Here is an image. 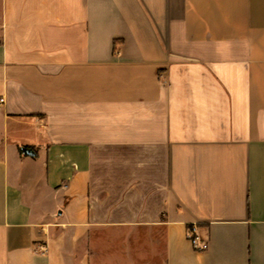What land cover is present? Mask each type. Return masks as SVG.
<instances>
[{"label":"crops","instance_id":"1","mask_svg":"<svg viewBox=\"0 0 264 264\" xmlns=\"http://www.w3.org/2000/svg\"><path fill=\"white\" fill-rule=\"evenodd\" d=\"M0 96V264H264V0H0Z\"/></svg>","mask_w":264,"mask_h":264},{"label":"built area","instance_id":"2","mask_svg":"<svg viewBox=\"0 0 264 264\" xmlns=\"http://www.w3.org/2000/svg\"><path fill=\"white\" fill-rule=\"evenodd\" d=\"M4 101H5V98L3 96H0V104H2ZM188 237L195 249L200 250V249H205L208 247V243L204 241L198 233L197 224H193L189 227Z\"/></svg>","mask_w":264,"mask_h":264},{"label":"water","instance_id":"3","mask_svg":"<svg viewBox=\"0 0 264 264\" xmlns=\"http://www.w3.org/2000/svg\"><path fill=\"white\" fill-rule=\"evenodd\" d=\"M25 151L30 152V153L32 152L30 149H27V148H25Z\"/></svg>","mask_w":264,"mask_h":264}]
</instances>
